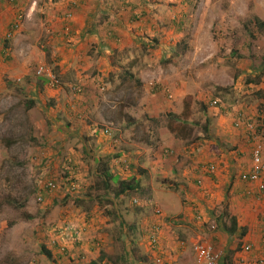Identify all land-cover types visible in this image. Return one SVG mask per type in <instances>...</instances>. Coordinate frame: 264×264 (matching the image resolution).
Wrapping results in <instances>:
<instances>
[{
  "label": "rangeland",
  "instance_id": "374dc122",
  "mask_svg": "<svg viewBox=\"0 0 264 264\" xmlns=\"http://www.w3.org/2000/svg\"><path fill=\"white\" fill-rule=\"evenodd\" d=\"M42 1L31 9L17 6L13 17L23 13L20 30L0 50V264H127L121 258L124 240L114 239L121 226L109 215L115 206L129 227L124 237L130 264H152L147 225L157 219L156 207L164 214L169 167L172 171L198 160L201 145L214 138L216 128L227 132V140L219 143L232 150L228 139L235 137L234 120L241 111L262 122L264 98L255 91L264 92V28L258 29L254 18L264 20V0H145L151 15L170 18L151 20L165 28L151 26L148 37L138 41L145 44L115 53L109 49L106 58L95 59V51L86 52L94 46V35L71 33L74 13L65 18L66 8L74 6L71 0H59L57 7L40 6ZM77 16L85 19L83 13ZM0 24L6 25L1 19ZM180 42L183 52L176 54ZM124 54L115 68L111 59ZM38 64L59 83L42 81L48 76L35 74ZM248 77L258 79L248 82ZM104 127L109 135L102 134ZM164 129L170 131V142L160 136ZM259 135L263 139L264 123ZM244 144L242 151H249V143ZM207 159L198 163L204 168L216 163ZM105 163L119 179L140 178L141 191L124 193L118 205L109 202L117 183L109 181L108 192L103 188L97 173ZM47 180L58 188L45 190ZM73 181L79 187L68 193ZM225 189L221 206L220 199H204L216 218L206 222L211 230L228 200ZM75 198L78 205L71 202ZM254 200L252 216L258 218L262 205ZM194 207L201 221L204 208ZM64 220L69 226L55 234ZM75 230L79 245L70 240ZM53 239L68 244L73 260L44 253Z\"/></svg>",
  "mask_w": 264,
  "mask_h": 264
},
{
  "label": "crops",
  "instance_id": "0c3cea01",
  "mask_svg": "<svg viewBox=\"0 0 264 264\" xmlns=\"http://www.w3.org/2000/svg\"><path fill=\"white\" fill-rule=\"evenodd\" d=\"M37 1L40 0H0L1 22L7 25L14 18L15 10L18 9L17 6L19 8L27 6L31 9V7L36 5ZM126 2L129 3L128 7L121 4L120 1H118L120 4L118 5L115 0H79L74 4V9L71 8L74 13L73 17L75 18L71 24V33H83L87 31V33L91 32L94 35L90 39L94 44L93 48L89 50L85 48L86 52L95 51L93 55L94 59L95 57L106 58L108 53H111L109 49H112V53H115L131 45L145 44V42L138 41L147 38L149 35L151 25L147 23V19L151 21L157 19L163 20L165 18L164 14L151 15L150 9H148L150 3L145 0H139V3L138 0H126ZM47 3L56 5L57 7L60 1L46 2L43 0L39 5ZM140 3L145 4V11L148 12L147 19L145 17L140 18L139 21H135L131 15L137 12V6ZM135 4L137 6H134ZM66 10L68 9L66 8ZM97 11L98 13L96 14ZM79 13H83L85 19L77 16ZM100 14L102 17H97ZM93 16L99 19L95 20ZM151 17L152 19H150ZM109 20L113 22L114 32L112 36L107 32V22ZM99 27L101 31H97L96 33L94 29ZM152 27V30H154L155 25ZM0 40L3 42L1 38ZM0 50L4 51L3 45L0 46ZM124 58H126L125 54L123 57L118 56L116 58L114 56V59H111L114 61L112 64H114L115 68H119V64L122 63V59ZM89 59L92 58L89 56ZM112 64L110 63V65ZM94 72L99 74L97 71ZM219 122L220 119H218ZM236 130L235 137L233 134H230L231 138L228 139L230 142H233L231 146L232 150L228 151L226 147H223L219 143L220 140H227L225 137L227 132L222 133L223 130L221 128H216V132L213 133L214 138L208 137L210 140H205L203 145H201V150L196 155L198 160L197 158L196 160H192V163L190 162V165L184 168L176 165L172 171H170L169 167L166 172L169 175V178H166V180L170 183L165 187L168 189L166 190L168 192L164 193L165 202L167 203L165 204L166 207L164 206L163 208L165 209L164 214L159 219L162 232L160 233L159 245L156 250L161 252L170 264H193L195 254L192 250V245L196 241L201 240H209L216 248L219 247L221 249L222 257L219 264H247L241 261L242 258L251 262L264 258V224L262 225L259 216L258 218H254L252 216L254 213L251 211V204L257 205L254 199H260L259 205H262V212L264 208V193L256 198L244 195L243 189H250L251 191L252 187L254 189L256 187L254 186L255 183H244L239 177L241 172L249 170L251 166V147L249 151H242V143H249L251 146V141L247 136L248 134H245L246 130H244V126L241 128L236 127ZM161 135L165 138V141L170 142V131L168 129L161 131ZM211 139L214 140L212 141ZM213 147L214 149H212ZM205 157H208L207 161L209 162L215 159V164L217 165L215 166V170L217 168L216 171L214 170L215 172H206L207 169L198 163L202 162L200 159H205ZM219 162L223 164V167L218 168ZM235 170H237V173L232 175ZM170 173L172 177H170ZM200 180L202 182L199 184L198 181ZM224 188H226L225 191L229 192V197L224 203V211H220V215H218V218H220L218 219V226L214 230H211L208 228L206 222L208 219L214 218L216 220V218L211 216L213 209L209 210L210 207L204 199H207V202L209 199H220L217 204L221 206L224 199V195L222 194ZM169 194L170 197H167ZM195 204L204 208V212H202L204 215L201 221H198L195 216V213H198L195 211ZM169 214L170 217H168ZM227 216L235 218V226L231 224L230 220L226 221ZM230 228L233 229V232L228 231ZM244 244H251V251H242L241 246ZM81 246L83 247V245ZM148 249L154 251L149 245Z\"/></svg>",
  "mask_w": 264,
  "mask_h": 264
},
{
  "label": "built area",
  "instance_id": "2783aa9c",
  "mask_svg": "<svg viewBox=\"0 0 264 264\" xmlns=\"http://www.w3.org/2000/svg\"><path fill=\"white\" fill-rule=\"evenodd\" d=\"M77 1L79 0H71L72 5H74ZM23 13L20 12L17 14V16L15 17L14 21L8 26L7 25H2L0 24V35L2 37L3 40H10L13 35L20 30V21L23 19ZM73 14L72 9H68L66 14H65V18L69 17L71 18ZM35 74L36 75H47L49 78V83L50 85H57L59 83L57 77H55V75L51 72L48 71L44 65L42 64H38L36 69H35ZM217 101L214 100L212 102V104H216ZM245 123L246 128H248L249 130H253L254 125L253 122L250 121V119L245 120L244 115L242 113H239L237 115V118L235 120V127H238L239 123ZM110 133V128L109 127H104L102 128V134L104 135H109ZM251 144H252V151H251V166L249 168V170L243 171L240 173L239 177L240 180H242L244 183H255L257 189L260 192L264 191V159L262 158V150L264 147V141L262 139V137L258 134L254 135L251 137ZM206 169H208L209 172H214L215 170V166L213 164H210L206 167ZM201 180L198 181V183L200 184ZM251 185V184H248ZM79 187V185L73 181V182H69L68 186H67V191L69 193H72L74 191H76V189ZM44 188L45 190L48 191H54L58 188V184L56 183V181L54 180H47L44 183ZM247 193L250 192V189H246ZM38 200H42V197L39 196L37 197ZM133 202L137 203L138 199L137 198H133ZM154 213L157 217V219H154L153 221H151L148 225H147V233H146V239H147V243L148 245L153 248V250L156 252H154V256H153V263L154 264H170V262L167 260V258H165L163 256V254L161 252H159L157 249L158 245H159V240H160V233L162 232V226L160 223V217L163 216V212L162 209L156 207L154 210ZM260 219L262 221V223L264 224V210L261 212L260 214ZM69 226L68 221H62L61 225H57L55 227L54 233H62L64 232V226ZM212 229H215V225L211 224ZM69 228V227H68ZM64 235H68V233H64ZM71 236L72 242L76 245H79L80 243V233L79 231L75 230L73 232H70L69 234ZM52 255L55 258L56 256L60 257H66L68 260H73L74 258V253L72 251V249L69 248L68 244L66 243H62V242H58L56 239H53L52 241ZM242 251L245 252H249L252 249V245L251 244H244L241 246ZM192 250L195 254V260L193 262V264H219V261L222 257V251L218 250L214 247V244L211 243L210 241H196L193 245H192ZM56 254V255H55ZM242 262H246L247 264H264V258L263 259H259L255 262H251L250 260H245L242 258L241 260Z\"/></svg>",
  "mask_w": 264,
  "mask_h": 264
},
{
  "label": "trees",
  "instance_id": "16d2710c",
  "mask_svg": "<svg viewBox=\"0 0 264 264\" xmlns=\"http://www.w3.org/2000/svg\"><path fill=\"white\" fill-rule=\"evenodd\" d=\"M118 1H120L121 2V4H123V5H125L126 7H128L129 6V3H127L126 2V0H115V2L118 4V5H120L119 3H118ZM138 3H139V0H138ZM16 4V3H15ZM134 6H137V4H135ZM137 8L138 9H136L137 10V12L135 13V14H132L131 16H133L132 18H133V20H135V21H139L140 20V18L142 19V18H145L146 17V11H145V4H142V3H140V5H138L137 6ZM14 19H15V17L8 23V26L14 21ZM146 19H147V17H146ZM147 23H149V24H152L151 26H154V24H153V22L152 21H150L149 19H147ZM165 21H170V18L168 19V20H166V17L164 18V21L163 22H165ZM162 21H160V23H161ZM254 22H255V24L257 25V28L258 29H261V28H264V20H261V19H258V18H254ZM108 24V29H107V32H109L108 34L109 35H113V32H114V29H113V22L111 21V20H109L108 22H107ZM168 24V23H167ZM167 26H169V25H167ZM162 28L163 29V27H164V24H163V27H161V26H156L155 25V27H154V29L155 28ZM165 28V27H164ZM0 38L2 39V37H1V35H0ZM3 40V39H2ZM9 40V39H8ZM8 40H3V47L4 48H7V45H8ZM181 42L180 43H177L175 46H174V49H176L175 50V53L176 54H181L182 52H183V50H181ZM238 54V52L236 53V55ZM123 60V59H122ZM119 62H121V61H119ZM56 76V75H55ZM258 79V78H257ZM257 79L255 78H253V77H248L247 79H246V81H248V82H256L257 81ZM41 80L42 81H44V82H47V81H49V78L47 77H42L41 78ZM226 89V88H225ZM256 95H260V96H262L263 98H264V92H256L255 91V96ZM28 102H29V105H34V101H31V100H28ZM261 108V110H260V114H262L261 116H259V119L260 118H262L261 120H262V122L264 123V102L263 103H261L260 105H259ZM240 113H242L243 115H244V118H245V120H247L248 118H247V114L246 113H244V112H240ZM250 119V121L251 122H253V125H254V128H253V130H249L248 128H246L245 127V123H242V122H240L238 125L240 126H238V128H241V127H243L244 126V130H246L245 131V134L248 136V138L250 139V141H251V137L252 136H254V135H256V134H258L259 135V132H260V129H261V127H263V123L260 121V120H255V119H253V118H249ZM248 119V120H249ZM234 123H235V121H234ZM158 126V125H157ZM243 130V131H244ZM263 151H264V149L262 150V158H263ZM264 159V158H263ZM96 160V162H97V169H99V167H100V159L99 158H96L95 159ZM143 172V171H142ZM211 173V172H210ZM99 176H100V179H101V182H102V185H103V188L105 189V191L106 192H108V191H110V184H109V181H113L114 183H117V189L114 191V193H113V197L112 198H110V197H108V198H106V199H112V200H110L109 202H112L113 201V204H114V202H116V204L118 205V199H121V197L122 196H124L125 194L124 193H128V192H130V191H132V192H137V191H141V179L140 178H138V177H135V176H132L131 178H129V179H119V176H118V174L117 173H115V174H112L110 171H109V167L106 165V163L104 164V165H102V168L100 169V172H98L97 173ZM140 175H142L141 173H140ZM263 179H264V176H263ZM251 186H253V185H251ZM254 186H256V185H254ZM244 190V195H247V196H254V197H257V196H260V195H262L263 194V192H260L258 189H257V187H255V189H254V187H252V189H251V191L249 192V193H247V191H246V189H243ZM101 195H99V197H100ZM14 200H10V202H13ZM78 198H75L74 200H72L71 202L74 204V205H78ZM21 206V205H20ZM109 215L111 216V221H115V220H118V224L121 226V230L122 231H120L119 232V234H117V235H115L114 236V239L115 240H117V241H123L124 240V242L122 243V250H121V254H123L122 256L123 257H121V258H123L124 259V261L125 262H127V264H130V259H129V255H130V252H131V249H129V247L127 246V242L125 241V237H124V234H125V232L124 231H126L127 230V228H129V227H124V226H126V224H124V220L122 219V217L120 216V214H119V212H118V210H117V207L115 206L114 208H112V213H110L109 212ZM30 218H31V216H29ZM229 219H230V221H231V224L232 225H236V220H235V218L234 217H232V216H230L229 217ZM126 228V229H125ZM228 231L229 232H233V229L232 228H230V229H228ZM43 251H44V253L48 256V257H51L52 256V251L51 250H48V249H45V248H43L42 249ZM83 255V254H82ZM82 255H81V257H82ZM100 256H103V253H102V255L100 254ZM100 258H102V257H100ZM89 264H97L96 263V261H91ZM132 264V263H131ZM152 264H154L153 263V261H152Z\"/></svg>",
  "mask_w": 264,
  "mask_h": 264
},
{
  "label": "clouds",
  "instance_id": "9594fccd",
  "mask_svg": "<svg viewBox=\"0 0 264 264\" xmlns=\"http://www.w3.org/2000/svg\"><path fill=\"white\" fill-rule=\"evenodd\" d=\"M1 45H4L3 43ZM238 114V113H237ZM235 121V120H234ZM235 126V124H234ZM251 151H252V144H251ZM252 155V154H251ZM252 158V157H251ZM215 166V165H214ZM67 190V189H66ZM69 193V192H68ZM260 217V216H259Z\"/></svg>",
  "mask_w": 264,
  "mask_h": 264
}]
</instances>
